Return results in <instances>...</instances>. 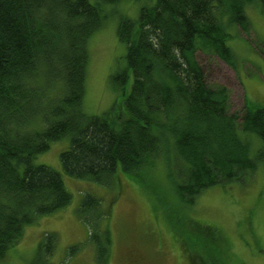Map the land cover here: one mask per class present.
Wrapping results in <instances>:
<instances>
[{
	"label": "trees",
	"instance_id": "16d2710c",
	"mask_svg": "<svg viewBox=\"0 0 264 264\" xmlns=\"http://www.w3.org/2000/svg\"><path fill=\"white\" fill-rule=\"evenodd\" d=\"M118 1L0 0V258L26 226L71 202L60 173L33 162L63 137L68 176L109 186L162 160L184 205L264 164V106L230 111L226 88L209 85L195 59L200 50L234 66L226 41L249 30L246 8L264 13V0H136L137 17L117 21L126 69L113 77L122 109L110 120L86 114L83 94L88 38ZM98 201L85 193L78 216Z\"/></svg>",
	"mask_w": 264,
	"mask_h": 264
},
{
	"label": "rangeland",
	"instance_id": "374dc122",
	"mask_svg": "<svg viewBox=\"0 0 264 264\" xmlns=\"http://www.w3.org/2000/svg\"><path fill=\"white\" fill-rule=\"evenodd\" d=\"M138 8L136 0L118 1L88 38L83 94L88 115L111 120L122 109L121 84L113 77L125 72V46L116 26L120 16L136 18ZM246 13L249 30L236 29L226 41L234 66L195 52L206 82L228 91L232 112L245 102L264 106V13L253 4ZM240 135L246 138L245 132ZM68 146L67 136L54 141L33 162L60 173L71 202L26 226L0 264H193L192 258L195 264H264V164L244 182L211 186L184 205L161 159L147 175L118 169L115 183L105 186L64 173L59 154ZM260 146L261 140L252 137V154ZM85 193L99 199V206L86 208L80 218L77 209Z\"/></svg>",
	"mask_w": 264,
	"mask_h": 264
}]
</instances>
